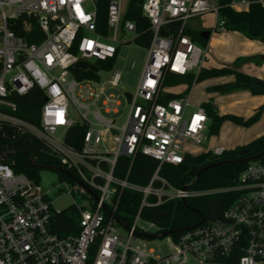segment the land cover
Here are the masks:
<instances>
[{
  "label": "built area",
  "instance_id": "1",
  "mask_svg": "<svg viewBox=\"0 0 264 264\" xmlns=\"http://www.w3.org/2000/svg\"><path fill=\"white\" fill-rule=\"evenodd\" d=\"M129 2L108 0L106 27H100L97 0H0V126H15L46 144L65 171L62 180L72 183L69 192L84 202L74 204L78 230L55 232L60 210L38 183L14 171V149H0V264H264V161H250L234 185L211 190L174 187L159 174L163 164H180L188 155L226 150L192 149L206 140L209 118L201 103H191L188 84L163 98L168 75L191 74L195 81L208 59V46L186 33L188 21L210 13L211 30L224 31L220 6L215 0H142L150 31L146 56L135 90L122 94L127 109L110 116L119 112V102L107 90L118 85L120 72L105 80L98 73L115 58L114 43L140 35L134 21L124 18ZM248 3L228 5L240 10ZM79 61L97 66L96 72L78 68L94 76L77 77L72 69ZM31 90L42 98L38 125L16 115L20 97ZM78 124L86 129L76 146L66 138L76 142L69 130ZM137 154L157 161L146 185L128 180ZM120 157L129 163L122 176L115 173ZM124 189L141 193L129 229L114 219L125 223L116 212ZM225 191L235 197L220 217L164 236L166 253L154 255L140 243L148 238L136 233H161L150 220L153 232L139 224L144 208Z\"/></svg>",
  "mask_w": 264,
  "mask_h": 264
},
{
  "label": "trees",
  "instance_id": "2",
  "mask_svg": "<svg viewBox=\"0 0 264 264\" xmlns=\"http://www.w3.org/2000/svg\"><path fill=\"white\" fill-rule=\"evenodd\" d=\"M220 6L219 16L224 20L227 30H235L241 32L249 39L264 40V3L260 0H249L248 5L240 10L231 8L228 3L230 0H215ZM142 0H130L126 12L125 19H131L136 25L139 36L135 41L142 46H147L150 39V31L148 29L149 22L141 12L140 4ZM97 23L100 27H106V5L108 0H97ZM200 30L193 32L190 28L186 29V33L197 43L205 45L207 40L200 36ZM32 42L35 39L28 38ZM239 59L236 60V62ZM114 58L104 63L103 66H111ZM73 72L77 77L94 76L90 71H82L73 68ZM224 75H233L231 82L217 84L211 87V91L219 93H227L238 90H249L253 94H264V89L252 84L254 77L236 70L231 66H221L218 68H206L199 72L196 80L201 81L209 77H218ZM192 75L185 76L168 75L165 81L167 86L176 85L178 80H192ZM177 94L168 93L165 99L176 96ZM42 98L38 97L36 90H31L28 94L20 97L19 106L16 115L38 125L36 112ZM207 116L209 118L208 134H217L221 123L225 120L234 122L238 125L249 126L256 122L261 114L264 103L259 106L255 112L247 118L232 114L219 115L214 108L211 100L202 103ZM83 125H76L70 128L69 132L75 133L76 142H73L68 136L66 141L76 146L80 145V135L85 131ZM7 146L14 149V153L10 156V161L14 164V171L26 175L32 182L38 183L40 167L32 165L58 166V160L51 153L50 149L42 141L35 136L26 132H20L15 126L2 124L0 126V149ZM264 149V134L254 138L245 145L237 146L234 149H226L220 155L213 154L210 151L201 152L196 155H188L182 163L171 165L163 164L159 170L160 176L165 178L174 187H183L188 184V188L194 190H211L225 188L236 183L238 175L246 167L250 161H264V153L256 159L242 162L235 161L231 164L212 165L202 171L197 179H194L196 172L203 166L229 159H239L244 156H253ZM246 150V154L242 155L241 151ZM128 161L124 157H120L117 161L116 175L122 176L127 170ZM157 166V161L147 155L137 154L130 167L128 180L138 184L146 185ZM63 175V173H60ZM64 176V175H63ZM235 192L225 191L204 196H196L186 198L189 208L185 207L180 199H171L152 208H144L143 217L155 223L160 232L185 227L196 224L203 218L205 221L216 220L220 217L222 211L228 207L233 201ZM141 200V193L124 189L119 198L117 213L119 217L126 223L130 224L133 215L136 213ZM191 208L198 209L201 214L192 211ZM71 212L68 214L65 210H60L56 215L57 223L54 225L55 232L59 234H68L78 230L76 221L77 213L74 205L70 207ZM174 233L173 236H176Z\"/></svg>",
  "mask_w": 264,
  "mask_h": 264
},
{
  "label": "rangeland",
  "instance_id": "3",
  "mask_svg": "<svg viewBox=\"0 0 264 264\" xmlns=\"http://www.w3.org/2000/svg\"><path fill=\"white\" fill-rule=\"evenodd\" d=\"M123 5L126 6L128 0H122ZM207 15H210V13H207ZM201 21V23H204L207 18L206 17H196L192 18L188 21V26L193 32H197L199 28H203V26H194V23L196 21ZM208 21V20H207ZM214 22V17L209 19L207 26L204 29H211ZM216 36H219L220 33H216ZM125 40L131 38L130 33H126L124 36ZM211 40V38H210ZM118 48L117 52L113 61V64L109 66H100L99 70V77L101 80H105L107 78H110V75L112 74V71H118L120 72V79L118 82V85L116 87L109 88L107 90V94L114 98L116 101L119 102L117 105L118 113L117 114H109L110 116H116L120 114L122 111H125L127 109V106L125 105L124 99L122 97V94L124 91L133 92L135 90L137 80L146 56L147 48L145 46H142L141 44L137 43L136 41L132 40L129 42H122V43H114ZM213 45H211V48H214L217 56H221L223 53L233 51V48H229V46L225 44H215V41L212 42ZM229 44V43H228ZM220 53V54H219ZM215 55H212V61L207 63L206 66L209 65V67L212 68H218L220 66V62L215 58ZM241 57L240 55H237L235 58H233V61L235 62L237 58ZM232 61L233 65L234 62ZM232 67V66H231ZM222 78H206L204 81H197L194 80H178L176 85H181L183 83L188 84L191 87V92L193 91L194 96L196 97H202L206 93H209L211 97H213L214 102V108L216 107V110L218 113L222 112H228V111H235L240 106L239 103H242V100L240 101L241 95H235V92L238 91H232L227 93H219L216 91H211V87L215 86L219 83H221ZM197 81V82H196ZM196 82V84L193 86L192 84ZM206 84V85H205ZM175 85V84H173ZM177 86V87H178ZM176 87V90L174 91H180L182 90V87ZM218 93V94H217ZM77 97V95H76ZM199 99V98H197ZM191 98V103L197 104L198 100ZM213 104V103H212ZM232 113V112H228ZM234 114V113H233ZM223 115V114H222ZM226 123V124H225ZM224 126H221L220 131L218 134H207L206 140L203 141L202 145L198 147H192L194 149V152H201L206 147L207 148H213L215 146L220 145V143L223 142H231L235 139V129L232 127V123L225 122ZM243 145V144H242ZM225 148V147H224ZM191 149V148H190ZM39 181L38 184L41 187V189L47 193V196L51 200V205L54 209L58 210H65L68 214L71 212V205L74 204H82L84 203L82 198L79 195L71 194L69 192L71 188V182L70 181H63L62 175L60 172L49 169V168H41L39 170ZM65 186V187H64ZM64 189L62 190V188ZM214 194V193H212ZM77 221V217H76ZM148 219L143 218L139 224L143 226L144 228H147L149 231L153 232L157 228L156 226H149ZM121 233H125V230L121 227L118 228ZM142 246L147 251H152L154 255H160L164 254L168 251V240L167 238H149V239H141ZM192 264H197L196 262H193Z\"/></svg>",
  "mask_w": 264,
  "mask_h": 264
},
{
  "label": "crops",
  "instance_id": "4",
  "mask_svg": "<svg viewBox=\"0 0 264 264\" xmlns=\"http://www.w3.org/2000/svg\"><path fill=\"white\" fill-rule=\"evenodd\" d=\"M260 1L264 3V0H260ZM200 17H206L208 21L206 20L204 23H201V21L198 20L194 23V26L201 25L203 26V28H199L198 30L200 31L207 30L204 28L210 25L208 24V22H209V19L213 17V15L204 14ZM188 28L190 27L188 26ZM207 31H210L209 38L206 41V45L208 46L209 51H208V59L205 62L204 67L210 68L209 65L206 66V64L211 62L212 55L214 56L216 54L214 48H211V45L214 46L212 42L215 41V44H218V43L225 44L229 46V48L234 49L233 51L223 53L221 56L215 55V58L221 63L219 67L232 66L233 68H235L236 70L240 72L248 74L254 78L264 80V59L259 58V55L264 53V40L249 39L246 36H244L241 32L235 31V30L226 29L224 31H212L211 29H209ZM216 33H220L219 36H216L217 35ZM237 55H240L241 57L237 58L239 59L237 62L236 61L234 62L233 58H235ZM232 61L236 65H233ZM212 78H222L220 81L221 83L219 84H224V83L233 81L234 76L224 75V76H218V77H212ZM201 81H204V80H201ZM196 82H194L192 85L194 86ZM177 86L178 85H172L168 87V92L173 93V94H180V92L185 90L186 83H183L178 86V87H182V90L174 91L176 90ZM189 92H190L191 98L193 99L199 98L197 99L198 100L197 104L199 103L202 104L204 102L211 100V102L214 105L213 97H211L209 93H206L202 97H196L194 96L193 91L191 92V87L189 88ZM235 95H241L240 101L242 100V103H239L240 106L238 107V109H236L235 111H228L232 113H228V112L227 113L222 112L221 114L218 113L219 115L232 114V115L241 116L243 118H247L250 115H252L255 112V110L264 103V94H260V93L253 94L249 90H239L238 92H235ZM225 122H230L232 123V125H234L232 127L235 129L236 137L231 142L222 141L220 145L218 146H223L226 149H234L237 146H242V144L245 145L251 140H253L254 138L264 134V107L262 108V111H261V114L258 120L249 126H242L234 122L225 120L221 123L218 132L220 131L221 126H224L226 124Z\"/></svg>",
  "mask_w": 264,
  "mask_h": 264
},
{
  "label": "water",
  "instance_id": "5",
  "mask_svg": "<svg viewBox=\"0 0 264 264\" xmlns=\"http://www.w3.org/2000/svg\"><path fill=\"white\" fill-rule=\"evenodd\" d=\"M209 35H210V31H207V30H203L200 32V36L204 39V40H207L209 38ZM259 58L260 59H264V53L259 55ZM75 67L77 68H80V69H86V68H89V70L93 71V72H96L97 71V66H94V65H89L87 66V64L83 61H79L75 64ZM252 84L253 85H256L258 87H261L264 89V80H261V79H257V78H254L252 80ZM127 99L129 100L130 98V94L128 92L125 93ZM246 150H243L241 151V154L242 155H245L246 154ZM264 153V149L262 151H260L258 154L256 155H253V156H244V157H241L239 159H229V160H223V161H220V162H216V163H213V164H209V165H206V166H203L202 168H200L196 174H195V177L194 179H197L199 174L204 171L205 169H207L208 167L212 166V165H224V164H231V163H234L235 161L239 160V161H242V162H246V161H250V160H253V159H256L257 157H259L260 155H262ZM32 165L35 166V167H40V168H49V169H53V170H56L58 172H65L63 171V169L59 168L58 166H51V165H37L35 164L34 162H32ZM68 174V173H67ZM69 175V174H68ZM188 187V185H184L182 187V189H186ZM91 192V191H90ZM182 203L184 204L185 207L189 208V206L187 205L186 203V200L185 199H181ZM193 212L197 213V214H201V212L198 210V209H195V208H191ZM115 221L118 222L119 224H121L124 228L126 229H129L128 225L123 223L118 217H114ZM204 219L201 218V220H199V222H197L196 224H192V225H188V226H185V227H180V228H177V229H173V230H169V231H164V232H161L160 234L158 235H142V234H138L136 233L137 236H140V237H143V238H155V237H164V236H167V235H171V234H174V233H178V232H181V231H185V230H188V229H192L194 228L195 226L199 225L200 223H202Z\"/></svg>",
  "mask_w": 264,
  "mask_h": 264
}]
</instances>
